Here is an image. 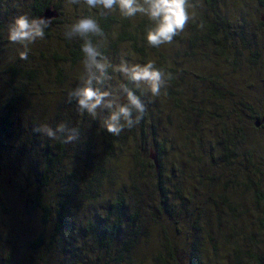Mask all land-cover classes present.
I'll use <instances>...</instances> for the list:
<instances>
[{"label":"trees","instance_id":"16d2710c","mask_svg":"<svg viewBox=\"0 0 264 264\" xmlns=\"http://www.w3.org/2000/svg\"><path fill=\"white\" fill-rule=\"evenodd\" d=\"M25 1L21 3L20 15L38 18L49 6L57 10L58 17L45 29V47L34 49L29 45L28 59L21 60L20 46L13 59L1 64L4 68L0 71V81L4 85L0 92V182L5 175L10 183L15 175L23 174L21 182L12 183L17 195L21 196L15 199H20L27 213H38L47 227L29 242L32 248L42 246L51 255L44 263L147 264L142 257L147 249L141 248V240L145 231L149 234V225L159 236L161 248L153 264L226 261L228 264H264V174L257 170V164L262 160L261 148L257 155L254 152L260 147L257 141L249 137L253 142H248L241 123L239 126L234 124L235 120L242 121L243 118L245 122L247 118L261 119L257 118L258 111L253 102L244 98L247 94L234 92L236 86L227 79L233 78L227 76L229 72L240 77L241 70L246 68L244 65H256L260 61L257 34L264 22L263 16L257 15L259 8L264 7V0H248L250 4L245 5L246 8L231 7L234 0H190L192 19L171 44L160 47L147 44L145 33L151 22L146 16L138 14L126 19L118 11L101 16L99 9L89 8L83 2L70 5L65 0ZM5 4L6 0H0V14ZM86 17L96 19L103 29L105 37H92V40L108 59H113V64H120L122 59L130 63L138 57L140 64L152 60L158 68L173 74L166 94L162 90L161 97L164 98L163 105L172 101L187 115L192 128L188 134H185L186 130H170L167 139L162 129L165 124H170V117L162 116L163 110L151 94L143 88L136 89L124 77L115 80V91L121 83H128L146 105L143 119L133 127L138 130L126 128L120 135H113L103 125L102 118L108 114L107 110H100V115L93 119L86 112L78 111L75 100L68 102V92L77 86L68 80L81 79L84 69L76 70L83 65L84 57L83 40L79 37L66 39L64 33L67 26ZM5 19L14 21L8 12ZM253 21H258L255 29L249 27ZM8 25V22L0 21V29ZM175 42L184 43L185 48L180 50ZM204 48L206 52H203ZM197 50L201 51L198 60L202 65L195 66L194 62L185 66L177 60L196 59ZM123 51L132 56L128 57ZM225 70L227 73L223 74ZM189 75L211 84L209 97L196 94L194 90L189 93L184 81ZM244 78L238 81L241 83ZM49 83L53 88L61 87L55 93L53 89L49 90L54 101L44 88ZM65 84H69L70 89L64 88ZM203 114L216 118L217 127H220L215 130L217 146H208L205 169L201 168L202 157L194 156L191 160L192 154L188 150V140L193 136L196 141L193 145L203 154L200 120ZM61 122L70 128H78V139L64 144L34 131L40 124L55 128ZM259 127H264V120ZM147 138H150L148 144ZM149 151L156 155L157 168L149 158ZM13 166L20 170L14 176L8 173L14 171ZM183 171L190 174L188 179L192 186L183 179L186 173L181 177ZM139 177L140 180L148 179L158 196L155 212H144L141 208ZM204 180L209 185L221 183L223 192L217 196L222 198L226 210H237L232 223L224 216L225 210L218 209V203L211 195L209 205L196 204L201 203L195 198L194 192L199 189L196 184L202 186ZM230 184L242 185L247 190L245 193L252 194L251 211L240 210L236 203L229 202L225 190ZM51 185L54 191L48 195L46 190ZM6 194L3 199L0 196V210L13 216L8 204L12 198ZM242 194L237 195L236 202L243 201ZM96 201L97 208L94 206ZM84 209L86 213L81 214ZM164 213L172 219L169 222L172 226L182 222L189 224L190 231L184 235L183 242L176 243L169 238L164 226L162 235L157 233L160 223L155 220L156 214ZM206 216L214 221L215 229L208 231L204 238L202 224ZM182 217L185 220L182 221ZM242 219L247 223L244 224ZM10 243V252L6 256L0 251V264H11L13 260V241Z\"/></svg>","mask_w":264,"mask_h":264},{"label":"rangeland","instance_id":"374dc122","mask_svg":"<svg viewBox=\"0 0 264 264\" xmlns=\"http://www.w3.org/2000/svg\"><path fill=\"white\" fill-rule=\"evenodd\" d=\"M67 2V0H65ZM22 2H26L25 0H6V4L3 6L2 8V12L0 14V21H6L9 23V25L13 22V21H7L5 19V15L8 12L9 17L12 19H15L16 15H20L18 14L20 9H21V3ZM250 4V2L248 3V0H234L232 1V4L230 5L231 7H235V6H245ZM251 4H253L251 2ZM28 5V4H27ZM23 7V6H22ZM67 9L69 8V6H65ZM65 8V9H66ZM246 8V6H245ZM27 9V8H26ZM26 13V10H25ZM4 14V15H3ZM262 17V21L264 22V7H260L259 11H258V15L257 17ZM8 27H3L2 29H0V71L3 70L4 67H2V65L10 58H14L15 54L18 52H16V50H18V48L20 47V45L17 44H13L8 40ZM258 25V21H253V23L251 25H249V27L251 29H255V27ZM248 28V27H247ZM233 31V29H232ZM258 33L257 34V44L260 46V50H261V54H260V61L258 64L256 65H252L247 63L246 65H244L246 68H243L240 72V77H238V79L244 78L245 76H247L246 78H244V80L240 83L237 79L236 76H234L233 73L229 72L227 74V76L231 75L233 78H227L228 81L233 85L236 86L234 87L233 91L237 92V94H247L244 96L245 99H249L253 102V104L256 106L257 111H258V119L264 120V25L260 26V29H258ZM45 41L44 39L40 40L38 39L37 41H35L33 44H31L30 46H33L34 49H37L38 47L42 48L45 47ZM176 46L178 48H180V50H183L184 47V43L181 42H175ZM21 49V48H20ZM208 49V48H207ZM198 55H196V59L194 58H188L185 57L184 60H182V58H177V60L183 62V64H185V66H187L188 64H194L195 62V66H200L202 65L200 63V61L198 60V58H200V52L199 50H197ZM203 52H206V48L203 49ZM124 54H126L128 57L132 56L130 55L129 52L123 51ZM11 59V60H12ZM111 62L113 61L112 58ZM109 59V60H110ZM135 64L138 63V57H135L132 59V61L129 64ZM2 64V65H1ZM113 64V63H112ZM115 65V63L113 64ZM256 67V68H255ZM188 68V67H187ZM83 65L79 68H77L76 71H82ZM112 69H110L109 75L112 77V79L110 81H106V85L107 87L115 92V80L116 81H120L121 78H123V76L119 73H112L111 72ZM194 69L192 68V71ZM204 70V69H202ZM257 70V71H256ZM209 72V70L207 71ZM225 71H223V74H226ZM239 73V71H238ZM181 75V74H180ZM206 76L208 74H205ZM226 76V75H225ZM5 77V76H3ZM186 79V80H185ZM71 83H76L77 85L81 82V79L77 78V80L71 78L70 80H68ZM184 81L187 82V89L189 91V93H192V91L194 90L196 92V94H202L206 97L210 96L209 93V88H211V84L208 81L205 82H200L198 81L194 76L189 75L187 78H184ZM230 84V85H231ZM241 84V85H240ZM4 83L3 81H0V92L3 90V86ZM69 84H65L66 89H70ZM51 85L50 83L45 86L44 88L47 89V96L50 98L51 101H54V99L51 98H55L53 97L50 93L49 90L53 89V93H55L57 90H59L61 87H55ZM62 88V90L64 89ZM146 93H148L146 90H144ZM62 94V91L60 92ZM150 95V93H148ZM154 99L158 102V107L159 109L163 110L162 116H169L171 119V122L169 125L165 124V128L162 129L163 132H165V134L167 135V139L170 138V135L168 134L170 132V130L174 131V130H186L185 134H188V130H191L192 128L190 127V121L187 118V115L182 113V111L178 108H176L173 105L172 101H166V103H164L163 105V101L164 98L160 96H152ZM227 97L232 98L233 100L236 99V97H231L229 95H227ZM195 100V99H194ZM193 101V100H192ZM44 103V102H43ZM166 113V114H165ZM187 113V112H186ZM201 120V130H202V134H203V154L204 156L201 155V152L197 150L196 145H193L196 141H194V137L192 136L191 139L193 140H188L189 141V147L188 150L189 152H191V160L192 158L195 157H202V159L204 160V163L201 164V168L205 169L207 167L206 164V158L205 155L207 153V149L208 146L210 147H216L217 146V142H218V137L215 133V130H220V127H217V120L216 118H209L207 116V114H203L200 118ZM258 122V120L256 118H247V122H245L244 118L242 119V121H238L235 120L234 124H236L237 126H239V123H241V127L244 128V130H246V134L248 136V142H253L250 141L251 139L249 137H252L254 140L257 141L258 145L260 146L257 150H254V152L258 155L260 152V148H261V153L260 155L262 156V160L260 159V164H257V170H260L263 174H264V127H255L254 123ZM130 130H138L137 128H131ZM150 138H147V143H149ZM200 153V154H199ZM150 154V153H149ZM256 156V155H255ZM150 158V156H149ZM170 158V157H169ZM14 167V171H8V173L10 174H16L15 172L19 173L20 170L19 168H17V166H13ZM177 167V166H174ZM12 170V169H11ZM167 171H169L168 167L166 168ZM211 170L214 171V168H211ZM186 172L183 171V173L181 174V177L183 174H185ZM187 176L183 177V179H187L185 180L186 184H190L189 182V175L188 173H186ZM13 175V176H14ZM7 175H5V177H3L1 179L0 182V196L3 199V194H6V196H8L9 198H12L11 202H8L9 206L12 208L13 211V216H9L6 215L5 213H3L0 210V251H1V255L2 256H6V254L8 252H10V240L13 241V260L11 262V264H56V263H51V262H47L44 263V261H47V258H49V256H51L49 253H47L44 249V247H40V248H32L29 245V242L33 241L34 238L41 232H43L45 229L47 230V227H45V225H43V223L40 220L39 214L36 213L35 211H30L29 213H27L26 211H24V207H23V203L20 201V199H15L17 196L21 197L19 194L17 195V189L12 186L13 184H16L17 182H21L22 176L23 174H21V172L18 175L14 176V179H12V182L7 183L8 178H6ZM178 177H180V175L178 174ZM264 181V178L262 180V182ZM193 182V180L191 181ZM196 182V181H195ZM211 185V186H210ZM208 184L207 180H204L202 182V186H199L196 184V186L199 187V189L197 191H193L196 196L195 198H198L200 200V204L199 202L196 203L198 206L202 205V206H207L210 204V195L211 198H215L216 202L218 203L219 208L218 209H222L225 210L224 216L227 217V219L229 220V222L232 223V217L234 216V214L237 213L236 211H231L229 208L226 210L224 204L222 203V198L218 197L217 194H221L223 191L222 189V185L221 183H217L214 182L213 184ZM231 185V186H230ZM229 185V189L226 191L225 190V194L227 196H229V202L233 203V204H237L240 210H245L243 208H247V211H251L252 210V202H253V196L250 193H245L247 192L246 189H244V187L241 186H236L235 184H230ZM137 186L139 187V197L138 199L141 200V204H142V210L144 212H155V208L157 206V202H158V196L156 194L155 191H153V187L151 184H149V180H140V177L138 179L137 182ZM264 186V185H263ZM209 187H211V190L209 189ZM264 188V187H263ZM54 191V186H50L47 190H46V194H50L53 193ZM245 193V194H242ZM242 194V200L243 201H237L236 202V197L237 195ZM100 198V197H98ZM239 198V197H238ZM206 200V201H205ZM214 200V199H213ZM234 201V202H232ZM94 206L95 208L98 207V201L94 202ZM93 207H89L88 209H92ZM239 211V210H238ZM81 213V212H80ZM83 213H86V210L84 209ZM251 213L248 212V215H250ZM247 215V214H245ZM244 215V216H245ZM207 217V218H206ZM203 217V220L205 222H203L202 226L204 227L202 230V235L205 237H207V232H213L215 229V225H214V221L210 220L209 216ZM183 219L185 220L184 217H182V221ZM158 224V229H157V233L161 234L164 232L163 231V226L164 229L168 232L169 234V238H171L173 241H175L176 243H181L184 241V235L187 234V232L190 231L189 229V224H185V223H180L179 225H174L172 226L169 222L172 221V219L170 217H167V215L164 214H156V218H155ZM242 222H244V224L247 223V221H244L243 219L241 220ZM166 224V225H165ZM148 227V232L149 234L146 233L145 231V236L144 238L141 240V248L146 251L145 255L142 256L144 257V263L147 264H153L155 263V257L157 255V252H160L159 250H161L160 246H159V236L156 234V231L150 229L149 225H147ZM206 228H208L206 230ZM142 250H140L139 252H141ZM97 254L99 255V252H97ZM161 254L166 257V254L161 252ZM182 259V256L179 257V260ZM55 261V260H54ZM3 262V261H2ZM10 262V261H9ZM216 264H228L229 262H215ZM179 264H186V263H179Z\"/></svg>","mask_w":264,"mask_h":264},{"label":"clouds","instance_id":"9594fccd","mask_svg":"<svg viewBox=\"0 0 264 264\" xmlns=\"http://www.w3.org/2000/svg\"><path fill=\"white\" fill-rule=\"evenodd\" d=\"M81 2L89 8L99 9L101 16L115 11L126 19L138 14L146 16L151 25L146 30L145 39L151 47L171 44L174 37L183 32L192 19L189 13L192 6L190 0H67L70 5ZM50 23L48 18H30L24 14L16 17L9 25L8 40L21 46L22 50L19 51L21 60L28 59L29 45L38 39H44L45 29ZM64 36L66 39L79 37L83 40L81 51L84 57L82 60L84 73L81 82L68 92V102L75 100L78 111L86 112L93 119L100 115V110H107L108 114L102 119L109 133L118 136L126 128H133L140 123L146 111L145 103L128 83H121L115 92L107 87L106 81L112 79L109 69L121 74L136 89L143 88L152 96H160L162 90L166 94L173 74L158 68L155 61L129 64L122 59L120 64H112L100 47L93 43L92 37H105L96 19L92 17L79 19L66 27ZM34 131L64 144L71 143L79 137L78 128H70L63 122L58 123L55 128L46 123L40 124Z\"/></svg>","mask_w":264,"mask_h":264},{"label":"water","instance_id":"95a60500","mask_svg":"<svg viewBox=\"0 0 264 264\" xmlns=\"http://www.w3.org/2000/svg\"><path fill=\"white\" fill-rule=\"evenodd\" d=\"M39 17H42V18H48L51 20L53 19H56L58 17V12L57 10L51 8V7H45L44 10L42 11V13L38 16ZM263 120H260L256 123H254V126L255 127H259L261 125ZM149 156L150 158L153 160V163L155 165V168H157V160H156V155L154 153H152L151 151H149Z\"/></svg>","mask_w":264,"mask_h":264}]
</instances>
